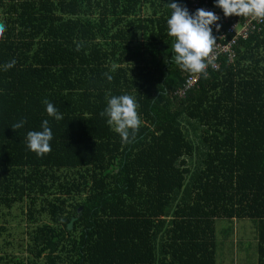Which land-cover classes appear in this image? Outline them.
Here are the masks:
<instances>
[{
  "label": "trees",
  "instance_id": "1",
  "mask_svg": "<svg viewBox=\"0 0 264 264\" xmlns=\"http://www.w3.org/2000/svg\"><path fill=\"white\" fill-rule=\"evenodd\" d=\"M173 2L197 10L189 0H0V210L26 207L22 230L0 222V264H216L217 219L253 220L264 263V30L179 97ZM125 94L142 122L131 143L101 116ZM45 119L52 151L39 157L26 135Z\"/></svg>",
  "mask_w": 264,
  "mask_h": 264
},
{
  "label": "clouds",
  "instance_id": "2",
  "mask_svg": "<svg viewBox=\"0 0 264 264\" xmlns=\"http://www.w3.org/2000/svg\"><path fill=\"white\" fill-rule=\"evenodd\" d=\"M225 17H253L264 22V0H215ZM172 10L170 18L167 20L168 35L175 38L173 44L174 62L183 71L194 75H202L207 78L209 65L216 67L214 60V50L217 45L216 37L213 35V25L219 32L221 25L217 23L220 17L212 11L197 9L194 14H190L187 7L178 3H169ZM6 25L0 23V40L4 39ZM79 50V46L78 49ZM13 60L5 66V70L15 66ZM114 70V69H113ZM108 81L113 77L105 73ZM46 105L48 116L56 121L63 119L62 114L47 99L43 101ZM138 104L133 96L119 95L111 96L108 99L107 107L101 113L106 116L107 124L114 128L120 135L123 143H131L135 139L136 133L141 126L138 115ZM25 121L14 123L11 128L14 132L24 126ZM40 131H28L26 135L27 147L37 156L43 157L49 154L52 149L50 141L53 133L49 126V121H42ZM131 134V135H130Z\"/></svg>",
  "mask_w": 264,
  "mask_h": 264
},
{
  "label": "rangeland",
  "instance_id": "3",
  "mask_svg": "<svg viewBox=\"0 0 264 264\" xmlns=\"http://www.w3.org/2000/svg\"><path fill=\"white\" fill-rule=\"evenodd\" d=\"M24 210H26L24 204L15 205L9 212L0 210V222L6 220L12 229L22 230L26 222ZM253 231H255L253 220L217 219L215 222L216 264H244L243 257H240V248H245L247 245H250V248L246 249V254L249 255L247 264H256V254L252 253L255 236ZM236 242H238L237 245Z\"/></svg>",
  "mask_w": 264,
  "mask_h": 264
},
{
  "label": "built area",
  "instance_id": "4",
  "mask_svg": "<svg viewBox=\"0 0 264 264\" xmlns=\"http://www.w3.org/2000/svg\"><path fill=\"white\" fill-rule=\"evenodd\" d=\"M191 8L194 9H205L209 11L207 3L201 4L197 0H189ZM215 14H217L220 19L217 23L221 25L220 31L217 32L215 25H213V32L215 33V37L217 40V45L214 50L215 60L214 63L216 65L212 69L218 70L219 65L217 64V58L219 56H225L226 60L229 63H233L236 59L235 55V46L237 45L239 40H246L250 34L253 32L259 33L264 30V22L259 19L253 17H239V16H230L225 17L223 11L218 7L215 10H212ZM185 81L182 84L181 89L178 90L177 94L179 97H183L187 91L192 88L198 80V76L191 74L189 72H185L184 74Z\"/></svg>",
  "mask_w": 264,
  "mask_h": 264
},
{
  "label": "crops",
  "instance_id": "5",
  "mask_svg": "<svg viewBox=\"0 0 264 264\" xmlns=\"http://www.w3.org/2000/svg\"><path fill=\"white\" fill-rule=\"evenodd\" d=\"M235 220V219H233ZM254 230L253 233L255 232V236L253 237L254 239V243H253V246H252V253L255 252L256 254V264H258V232H257V226L256 224L254 223ZM238 244V242H236V245ZM250 248V245H247L245 248H240L241 249V252H240V257H243L244 259V264H247V260L249 258V255L247 256L246 254V249H249ZM236 249L238 251V247L236 246ZM228 254V253H227ZM264 264V263H263Z\"/></svg>",
  "mask_w": 264,
  "mask_h": 264
},
{
  "label": "water",
  "instance_id": "6",
  "mask_svg": "<svg viewBox=\"0 0 264 264\" xmlns=\"http://www.w3.org/2000/svg\"><path fill=\"white\" fill-rule=\"evenodd\" d=\"M74 219H75V218H71V219L69 220L68 224L66 225V228H67V229H70V228H71V225H72V222H73Z\"/></svg>",
  "mask_w": 264,
  "mask_h": 264
}]
</instances>
